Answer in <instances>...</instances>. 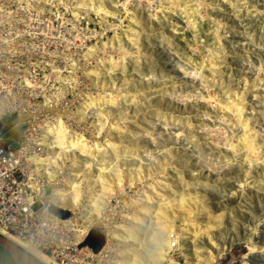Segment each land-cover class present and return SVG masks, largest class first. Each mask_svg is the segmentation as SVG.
I'll list each match as a JSON object with an SVG mask.
<instances>
[{
  "label": "rangeland",
  "instance_id": "374dc122",
  "mask_svg": "<svg viewBox=\"0 0 264 264\" xmlns=\"http://www.w3.org/2000/svg\"><path fill=\"white\" fill-rule=\"evenodd\" d=\"M38 1L0 0V112L10 114L11 126L19 124V143L36 138L49 122L60 133L67 124L81 131L67 113L91 97L87 138L90 145L105 142L104 148L72 151L102 179L91 207L108 210L119 223L131 210L128 202L146 199L157 180L168 189L206 191L221 216L208 222V212L197 214L185 240L192 263L264 264V252L257 250L264 246V0ZM27 98L30 103L19 106ZM58 143V151L68 146ZM36 152L29 149L27 157ZM75 188L67 186L80 193ZM151 211L137 264H154L149 258L158 244L151 232L161 218L166 225ZM68 225L61 234L26 240L62 264H98L91 250H73L78 237L71 229L85 226ZM179 247L171 256L187 264ZM0 259L13 264L1 249Z\"/></svg>",
  "mask_w": 264,
  "mask_h": 264
},
{
  "label": "bare ground",
  "instance_id": "6f19581e",
  "mask_svg": "<svg viewBox=\"0 0 264 264\" xmlns=\"http://www.w3.org/2000/svg\"><path fill=\"white\" fill-rule=\"evenodd\" d=\"M34 1L35 2L37 1V3L40 2L38 0H34ZM74 3H76V2L74 1ZM83 3H86V2L84 1ZM70 4H71V2H69V5ZM77 6H80V4L79 5H78V3L74 4V7H77ZM15 22H16V20H15ZM31 25H32V23H31ZM19 32H21V31H19ZM21 33H23V32H21ZM21 50H22V48H21ZM95 50H96V48H95ZM108 59H110V58H108ZM95 62H97V61H95ZM94 69L97 70L96 68H94ZM9 83H10V81H9ZM76 85H78V84L76 83ZM85 85H87V84H85ZM99 85H101V84H99ZM96 88L98 89V87H96ZM100 89H102V87ZM100 89L98 91H100ZM139 90H140V88H139ZM81 93H82V91H81ZM92 95H90V96H92ZM101 95H102V93H101ZM83 96H87V95H83ZM56 98H57V96H56ZM90 98L84 99L83 102L78 104L76 112L73 113V110H72V112L69 111V113H67L68 111H63V113L60 114L62 116L65 112V113H67V115L69 114V116L71 118L69 120H71L74 123H77L79 125H83L82 126L83 129L82 130L80 129L81 131H75L73 129L70 130L71 126L68 129L69 126H67L68 125L67 124L66 128L62 129V130H64V132L60 133V131H58V128L56 126L57 124L56 125L54 124L57 128L56 129L55 126L53 125V122H49L50 125H49V123L47 125L43 124V126L41 125L42 127H39L40 129L38 128V132L36 134L37 136H35L36 138H34V135L31 136V138L26 137V146H25L26 151L29 153V149L33 148L37 151L36 153L38 154L37 156L34 155L32 157H30V156L27 157L28 158V173H29L30 177L32 178V181L29 179L28 181H26L27 183H24V184H25L26 188L28 189L27 190L29 193L28 195L30 196L29 200L31 201V199L34 198V195H35L33 193L34 187L39 188L37 191L38 198L41 199L45 203V205H43L42 208L48 209V213L50 214V216H52L57 221L67 223L69 225H72V224H73V226H75V224H79L78 226L84 225L85 226L84 229H82V228L81 229L80 228L79 229H77V228L71 229V230H74V232L76 231V233L78 232L77 234L75 233V235H74V236L78 237L76 244H79L80 242H82L84 240L87 232L89 231V229L92 226H100V225L104 226L106 228L107 244L101 250V252L96 254L89 247H83V248H87L93 252V256L98 259V264H137V262L140 263L141 262L140 261V258H141V252L140 251L142 250V245H143V243L140 239L141 238L140 233L142 232L143 227L146 226V223H145L146 221H144L146 214H149L148 213L149 211H151V210L153 211L155 209L157 214H160V215H158L159 217H161V216L163 218L165 217L166 225L162 227V225H164L163 224L164 221L161 218L160 220L162 221V225L161 226L160 225L155 226V228H157V229H155V230L153 229L151 232L150 239L153 243L158 244V249H156V252H155V254H157V255H155L153 258L151 257L152 259L149 258V260L153 261L154 264H161V263H163V264H178L172 258L171 252L174 248V245L179 244V246H180L179 249L181 250V256L185 258L187 264H193L192 263L193 261H191L192 257L189 253V249H188V246L186 245L185 240H186L187 236L188 237L190 236L187 234H193V232L191 230L194 229V227L196 228V226L199 222L200 217L197 214H199L201 211L208 212L207 215L205 216V217H207L208 222H216L219 219V217L221 216L220 213H216V211L212 208V205H211L212 201L209 200L210 195L208 194V192L198 190L196 188H193L192 190H184V191H179V190L177 191V189H174V190L168 189V186L165 187V184H162V183H160L161 181L158 182L159 180H157L155 182L156 184L153 183L154 186H151L152 192L151 193L147 192L148 195H147L146 199L144 197H141V196H138L135 199H132L133 197L131 198L132 200H130L128 202L127 207H126L127 209L131 208V210L127 211V212H122L121 220L119 221V223L113 221L109 217L108 210L103 211L101 213L100 211H98L97 207H94V206L91 207L92 206L91 204H93L94 201H99L98 196L96 195L99 192H98V189H94V186L100 185V182H102V179L100 176L98 178H96L97 177L96 173H92L90 175L88 173V170H87L88 165L86 166V163H84L82 161V159L79 157V155H75L74 154L75 152L72 153L73 149L78 148L79 146H82L84 148L83 152L85 151L86 148H87V150L89 148V151L93 150V149L100 151L104 148L103 145L105 142L101 143L100 141H93V143L90 145L89 144L90 141L87 138V132L90 130V124H91V121L89 120V115L87 113L89 107L92 105L91 101H88V100H90ZM22 100L25 101V106H26L27 101L29 102L28 98L26 100L21 99L20 101H18L20 103L19 106L23 105ZM91 100H92V102H95L93 99H91ZM115 100H116V98H115ZM97 101H100V100H97ZM74 102H72V103H74ZM101 102L103 103V101H101ZM9 103H11V102H9ZM93 104H95V103H93ZM208 104L209 103L207 102L206 105H208ZM27 105H29V104H27ZM51 105L52 104H49L48 106H51ZM39 106H40V104H39ZM24 110L26 112V109H22V110L20 109L19 110V111H21L20 112L21 116H26ZM68 110H69V108H68ZM29 112H28V114H31ZM35 112L33 113V111H32V113L34 115L36 114ZM33 114H32V116H33ZM8 115H10V114H8ZM34 118H36V116ZM47 119H50V118H47ZM35 125L37 127V124L31 125V130L36 128V127H34ZM18 127H19L18 123L16 125L8 127L6 129V131H4L2 133L1 137L5 141L13 140L12 138L14 137V134L16 133V131H17L16 129ZM61 127H63V125ZM92 129H94V128H92ZM77 130H79V129H77ZM54 131L59 132L60 135H58V136L59 137L61 136L59 138V140H54L51 138L50 132H54ZM107 137H108V135H107ZM57 143L60 144V146L63 145V143H67L68 146L63 145V147H61L62 151L61 150L58 151L57 150V147H58ZM63 150L65 151V153ZM89 153H91V151ZM83 154H86V153L84 152ZM91 170H93V169H91ZM191 174L195 175V174H197V172H192ZM146 176H147V178H146V181H147V180H151V177L154 175L153 174H146V171H145L144 177H146ZM155 176H156V173H155ZM78 177H81L82 179L80 180L81 182L79 181V183L77 182L78 184H76L75 180H77ZM142 177H143V174H142ZM43 184H46V185L53 187V190L52 191L46 190L44 188L45 186L43 187ZM69 184L71 185V188L77 187L75 189L80 190V193L79 192L78 193L77 192L76 193L68 192L67 186ZM151 184L152 183L150 182V185ZM145 189H147V188H145ZM100 190H101V188H99V191ZM134 196H136V195H134ZM159 200H163V201H159ZM52 205H56L58 207L69 210L71 213V216L68 219H64V218H61L58 215H56L54 212H50L49 207ZM110 216H112V215H110ZM160 220H159V222H160ZM221 224H222V221H221ZM179 225H183L184 228L183 229L179 228L178 229L179 231H177V233H175L177 230L176 228ZM0 233L2 235L6 236L7 238H9L10 240L14 241L15 243H17L21 247H23L27 252L34 255V257H36L38 260H40L44 264H62V263L58 262L50 254L44 252L43 250H41V249L37 248L35 245H33L32 242H30L31 240L28 241L29 239L26 240V238H23L17 234H13V233L7 231L5 228H3L1 225H0ZM61 233H63V232H61ZM61 233H59V234H61ZM158 235H161L162 238H159ZM67 240H69V239H67ZM78 249H81V248H78ZM251 250H252V248H251ZM257 250L264 252V246H262V248H257Z\"/></svg>",
  "mask_w": 264,
  "mask_h": 264
},
{
  "label": "built area",
  "instance_id": "2783aa9c",
  "mask_svg": "<svg viewBox=\"0 0 264 264\" xmlns=\"http://www.w3.org/2000/svg\"><path fill=\"white\" fill-rule=\"evenodd\" d=\"M5 115L9 116L0 112V118ZM6 143L0 136V225L7 231L31 241L39 240L41 236L63 232L64 223L55 220L48 213V209L42 208L45 203L38 198L39 188L34 187V198L29 200L28 189L24 184L29 179L32 181L28 173L26 142L25 145L19 143L17 148H8ZM38 201L42 203L39 207L36 205ZM75 244V252L83 249H78V244ZM91 253L90 259L96 260L93 252Z\"/></svg>",
  "mask_w": 264,
  "mask_h": 264
},
{
  "label": "water",
  "instance_id": "95a60500",
  "mask_svg": "<svg viewBox=\"0 0 264 264\" xmlns=\"http://www.w3.org/2000/svg\"><path fill=\"white\" fill-rule=\"evenodd\" d=\"M4 123L0 121V133ZM50 212H54L61 218L68 219L71 216L69 210L52 205ZM107 244L106 228L102 225L92 226L87 232L84 240L78 244V248L89 247L94 253H99ZM0 247L3 248L15 264H44L34 255L27 252L23 247L0 233Z\"/></svg>",
  "mask_w": 264,
  "mask_h": 264
},
{
  "label": "crops",
  "instance_id": "0c3cea01",
  "mask_svg": "<svg viewBox=\"0 0 264 264\" xmlns=\"http://www.w3.org/2000/svg\"><path fill=\"white\" fill-rule=\"evenodd\" d=\"M10 116H7V115H5L4 117H1L0 118V121H2L3 123H4V128H3V130H2V132L0 133V136L2 135V133L4 132V131H6V129L8 128V127H11V125H10ZM17 124V122L16 123H14V125H16ZM13 126V125H12ZM19 130H17V132L14 134V137L12 138L13 140H11V141H5V142H7V143H9V144H13L14 142H16L17 144L19 143V141L21 140V138L22 137H20L21 136V129H20V127L18 128Z\"/></svg>",
  "mask_w": 264,
  "mask_h": 264
},
{
  "label": "trees",
  "instance_id": "16d2710c",
  "mask_svg": "<svg viewBox=\"0 0 264 264\" xmlns=\"http://www.w3.org/2000/svg\"><path fill=\"white\" fill-rule=\"evenodd\" d=\"M12 125H14V123H13ZM6 146H7L8 148H17V147L19 146V144H17V143H16V144H9V143H6ZM0 249H1L2 251H4V252L8 255V260L11 261L13 264H15L14 261H13V260L11 259V257L9 256V254H8L3 248L0 247ZM0 260H1V259H0ZM5 261L7 262V259H6ZM5 261H4V262H5ZM6 262H5V263H6Z\"/></svg>",
  "mask_w": 264,
  "mask_h": 264
}]
</instances>
